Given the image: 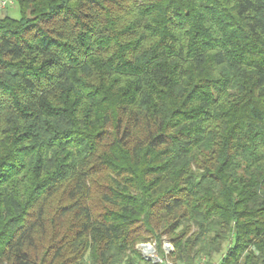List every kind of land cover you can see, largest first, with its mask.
<instances>
[{
    "label": "trees",
    "instance_id": "16d2710c",
    "mask_svg": "<svg viewBox=\"0 0 264 264\" xmlns=\"http://www.w3.org/2000/svg\"><path fill=\"white\" fill-rule=\"evenodd\" d=\"M13 2L0 264H264V0Z\"/></svg>",
    "mask_w": 264,
    "mask_h": 264
},
{
    "label": "rangeland",
    "instance_id": "374dc122",
    "mask_svg": "<svg viewBox=\"0 0 264 264\" xmlns=\"http://www.w3.org/2000/svg\"><path fill=\"white\" fill-rule=\"evenodd\" d=\"M5 14H7L9 17L14 18V19H18L20 17L19 9H18L15 2H13L11 5H7L6 8L0 9V15H5ZM143 243H149L150 245H152L154 248V251L150 252L149 254H151L153 256H157V252L155 250V245H154L153 241H148V242H143ZM161 244H162V249L165 252V254L163 256H165V255L167 256L172 249V243L170 242V240L167 237L163 236L162 240H161ZM137 245H136V247H137ZM150 259H152V258H150ZM216 260H217L216 257H214L213 260L210 261V264H215ZM205 261L206 260L204 258L201 259L202 264H204ZM166 262H167V264H171L172 261H171V259H168L166 257Z\"/></svg>",
    "mask_w": 264,
    "mask_h": 264
},
{
    "label": "water",
    "instance_id": "95a60500",
    "mask_svg": "<svg viewBox=\"0 0 264 264\" xmlns=\"http://www.w3.org/2000/svg\"><path fill=\"white\" fill-rule=\"evenodd\" d=\"M137 249H140L142 256L145 259H150L149 253L154 251V248L152 245H150L149 243H140L137 245L136 247ZM158 257H154V259H152L153 262H157L158 261Z\"/></svg>",
    "mask_w": 264,
    "mask_h": 264
},
{
    "label": "built area",
    "instance_id": "2783aa9c",
    "mask_svg": "<svg viewBox=\"0 0 264 264\" xmlns=\"http://www.w3.org/2000/svg\"><path fill=\"white\" fill-rule=\"evenodd\" d=\"M13 3V0H0V9H3V8H6L7 7V5H11ZM149 256H150V258H152V259H154V257H158V255L157 256H153V255H151V254H149ZM159 259H158V261L157 262H161L162 264H167V262H166V259H161L160 257H158ZM152 259H149V260H151L152 261Z\"/></svg>",
    "mask_w": 264,
    "mask_h": 264
}]
</instances>
